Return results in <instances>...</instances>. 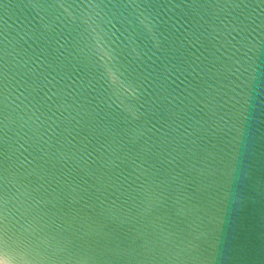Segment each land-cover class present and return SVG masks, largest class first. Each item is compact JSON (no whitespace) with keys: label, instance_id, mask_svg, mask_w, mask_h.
<instances>
[{"label":"water","instance_id":"obj_1","mask_svg":"<svg viewBox=\"0 0 264 264\" xmlns=\"http://www.w3.org/2000/svg\"><path fill=\"white\" fill-rule=\"evenodd\" d=\"M4 264H264V0H0Z\"/></svg>","mask_w":264,"mask_h":264},{"label":"snow or ice","instance_id":"obj_2","mask_svg":"<svg viewBox=\"0 0 264 264\" xmlns=\"http://www.w3.org/2000/svg\"><path fill=\"white\" fill-rule=\"evenodd\" d=\"M0 264H4V262H3V260H2V259H0Z\"/></svg>","mask_w":264,"mask_h":264}]
</instances>
